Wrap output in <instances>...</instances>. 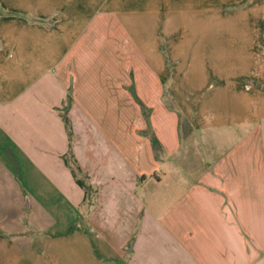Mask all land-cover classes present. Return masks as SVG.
I'll return each mask as SVG.
<instances>
[{
	"label": "crops",
	"instance_id": "crops-1",
	"mask_svg": "<svg viewBox=\"0 0 264 264\" xmlns=\"http://www.w3.org/2000/svg\"><path fill=\"white\" fill-rule=\"evenodd\" d=\"M0 8V264H264V0Z\"/></svg>",
	"mask_w": 264,
	"mask_h": 264
},
{
	"label": "trees",
	"instance_id": "trees-1",
	"mask_svg": "<svg viewBox=\"0 0 264 264\" xmlns=\"http://www.w3.org/2000/svg\"><path fill=\"white\" fill-rule=\"evenodd\" d=\"M133 95L135 96V93H133ZM135 99H136V102L138 103V105L141 107V109L143 110V112H144V115H145V118H146V122L148 123V126L150 127L151 125H150V115H151V110L149 109H147L146 107H144V105H143V103L135 96ZM170 108H172V109H175L176 110V108H174L173 106H170ZM67 109L68 108H66V113H67ZM181 117V116H180ZM64 119H65V121H66V125H69V120H68V118H67V115H65L64 116ZM78 183L82 186V187H84V184L83 183H81L80 181H78Z\"/></svg>",
	"mask_w": 264,
	"mask_h": 264
},
{
	"label": "rangeland",
	"instance_id": "rangeland-1",
	"mask_svg": "<svg viewBox=\"0 0 264 264\" xmlns=\"http://www.w3.org/2000/svg\"><path fill=\"white\" fill-rule=\"evenodd\" d=\"M2 12H3V10L0 8V14H2ZM172 69V63H170V70ZM166 96H169V99H168V101H169V105L170 106H173V107H175L174 105H175V103H174V101L171 99V96L170 95H166ZM67 102H68V104L70 105V103H71V99L68 97V99H67ZM143 105H144V103H143ZM144 107H146V106H144ZM147 108V107H146ZM148 109V108H147ZM142 110V109H141ZM149 110V109H148ZM67 111H68V109H67ZM67 115V114H66ZM142 115H143V117H144V119L146 120V118H145V115H144V112H143V110H142ZM182 119V118H181ZM180 121H182V125H183V127H182V130L183 131H185V128H184V124H185V120H180ZM87 201H95V199L93 200V199H88Z\"/></svg>",
	"mask_w": 264,
	"mask_h": 264
}]
</instances>
